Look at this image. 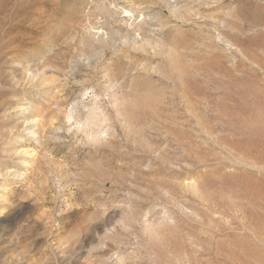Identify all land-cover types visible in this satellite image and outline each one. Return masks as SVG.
<instances>
[{"label":"rangeland","instance_id":"1","mask_svg":"<svg viewBox=\"0 0 264 264\" xmlns=\"http://www.w3.org/2000/svg\"><path fill=\"white\" fill-rule=\"evenodd\" d=\"M0 264H264V0H0Z\"/></svg>","mask_w":264,"mask_h":264}]
</instances>
